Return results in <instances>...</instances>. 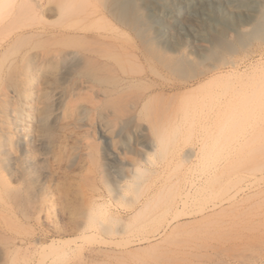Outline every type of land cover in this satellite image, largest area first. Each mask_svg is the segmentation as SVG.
Returning <instances> with one entry per match:
<instances>
[{
  "label": "bare ground",
  "instance_id": "6f19581e",
  "mask_svg": "<svg viewBox=\"0 0 264 264\" xmlns=\"http://www.w3.org/2000/svg\"><path fill=\"white\" fill-rule=\"evenodd\" d=\"M241 51L242 60H233ZM173 78L178 81L170 82ZM246 78L252 86L241 85ZM262 88L264 0H0V264H89L98 256L119 263L159 251L183 233L197 239L210 226L221 232L239 226L243 236L252 228L245 249L233 253L249 249L255 254L260 246L254 264H264V239L260 245L255 240L264 226L260 214L252 216L248 228L240 225L244 215L234 206L188 209L200 195L218 191L215 184L225 178L223 168H210L219 160L205 156L250 157L230 160L238 164L233 180L248 170L251 177L259 172L258 179L244 177L241 182L247 180L248 189L263 193L264 151L257 150L259 145L246 143L244 153L217 152L213 147L219 143L204 144L201 136L203 151L191 145L180 155L209 165L188 169L202 175L170 174L158 188L165 191L121 212L95 195L100 187L90 167L104 174V163L97 159L104 151L99 152L102 139L118 129L125 134L122 142L129 144L128 129L138 114L157 137L149 141L154 160L143 161L155 168L181 130L216 127L219 133L209 135L215 141L229 140L232 130L247 126L263 133ZM173 89L183 90L179 96L206 94L196 109L170 115L171 99L165 105L158 100ZM87 127H96L97 139L82 132ZM167 127L172 134L160 132ZM237 140L233 144L240 147ZM147 153L141 156L147 159ZM132 167L119 173L120 182L106 171L101 178L114 199L137 202L127 194L138 195L151 171ZM173 190L178 197H169ZM49 214L57 217L53 224ZM147 222L159 224L152 235L121 245L120 239ZM98 237L103 246L119 248L71 246L75 239ZM220 238L214 244L217 251L232 242ZM202 246L192 242V252ZM199 255L196 259L206 258Z\"/></svg>",
  "mask_w": 264,
  "mask_h": 264
},
{
  "label": "rangeland",
  "instance_id": "374dc122",
  "mask_svg": "<svg viewBox=\"0 0 264 264\" xmlns=\"http://www.w3.org/2000/svg\"><path fill=\"white\" fill-rule=\"evenodd\" d=\"M243 56H244V53L241 51L236 56H234L233 60H235V61L242 60ZM153 80L155 83H161L162 82L160 79H156V78H153ZM248 80H251V79H247V81ZM175 81L177 82L178 79L173 78L172 81H170V82H175ZM247 81H246V83H242L241 85L248 86L252 82V80L250 82L249 81L247 82ZM253 85H254V83H253ZM262 85L263 84H261V86ZM250 86H252V85H250ZM263 89L264 88H262V92H261L262 98H264ZM182 91L183 90H181V89H173L172 92H171V90L170 91L168 90L167 93H165V96H164V94H161V96L159 97V98L162 97L161 99L164 98L162 100L164 102H162L161 99H159L158 100L159 102L158 101L157 102L160 105H165L166 103L168 104V101L170 102V100H168L170 98L171 102L169 104H171V106H168L169 108H167V111L169 109L168 113H170V110L172 109L173 111H171L170 115H172L173 113H177L176 115L178 116V114L181 113V110H187V109H193L194 110V109H196V105H199L200 102L202 103V101L204 100L205 94H206L204 92L198 91V92H195V93L188 95V96L187 95L186 96H183V95L179 96L182 93ZM166 95H167V97H166ZM171 96H174L175 98H171ZM263 101H264V99H263ZM158 104H157V106H158ZM198 111H200V110H198ZM168 113H167V115H168L167 117H170ZM257 117L261 120L260 116H257ZM137 118H136V120L133 121V123H131V125L129 126V129H128V131L131 134V141L129 142V144L122 142V140H125V136H124L125 134L123 132L119 131L118 129H115L114 131L107 133L108 136L106 135V138L102 139V143L99 146V152H100V148H102L104 151L102 154L101 153L97 154V159L99 157L98 160L101 163H104V170H103L104 174L102 175V173L98 172V170H101V169L93 168V165L92 166L90 165V167H92V169H94L93 175H95V177H93V178H94L96 183H99L98 187H100V189H98V190H100V192L95 193V195L97 197H98V195L99 196L102 195V197L105 198L107 202L109 201L108 203H109V205H111L110 208L112 207L111 208L112 210L115 209L114 212H118V211L121 212L130 206L140 207V206H142L141 203L145 202L146 200L154 199L155 195H157L159 193V191H165V190H160L158 188L160 187V185H162V180L165 177H167L168 175L170 176V174L174 175V176L175 175L181 176V177H195V176L202 175L201 172H192V171H189L188 169L191 167L197 168V169H202V168L207 167L209 165H207V164L203 165L202 163L197 162L196 161L197 158H192L190 162L189 161L187 162L181 157L180 153L189 149L191 145L194 146L193 148H195V149L198 148V149H196L197 151H199V152L203 151V148L200 147L203 140H204V144H206V143L213 144L215 142H218L219 144L215 145L213 147L214 151H217V152H230V151L232 152L233 151V152H243L244 153V152H246L247 149H249L248 147L245 146L246 143H255V144L259 145L257 147V150L264 151V128H263V133L258 132L257 129H253L254 127H250L251 128L250 129L249 126H247V128L242 127L241 130L236 128V129L232 130L231 133L228 132L229 137H230L229 140L224 139L222 141L221 140L215 141L209 135L210 134H216V132L219 133L218 130H216V127H210L208 129V131H204L203 129H201L199 127H196V128L194 127L193 129L181 130V133L185 134V136H183L180 132H178V135L174 138L175 143L170 145V147L168 148L169 155H167L166 157H159L157 165H156L157 168H155V167L150 166L149 164H147L145 162L148 159L154 160V157L152 155V150H150L149 141L150 140H156L157 141V137L154 136L153 131H152V127L150 128L148 120L144 119V117L140 114H138ZM139 120H141V121L139 122ZM263 122H264V119H263ZM167 128L165 130L160 131V132H163V134H165V135L169 134V133L172 134L171 129L169 127H167ZM95 129H96V127H95ZM95 129H94V127H91V128L87 127L88 131L84 130L82 132H86V134L89 133L88 137L91 139H93V138L97 139L98 136H97V133L94 131ZM253 131H254V134H251ZM92 132H94V133L92 134ZM262 134H263V136L260 137ZM201 136L203 137L202 142H201ZM213 137H215V136H213ZM236 137L241 141V142H239L240 144H242L240 147L234 146V144L237 143V141H238ZM145 152H148L146 154L147 159L144 156H141ZM103 156H104V158H103ZM246 157L247 156H245V155H237L234 158L233 157H227V156H218V155L211 156V157L205 156L204 159H214L215 161L219 160L218 161L219 163H215V164L210 163V166H211L210 168H212V166H218L220 168H223L224 171L222 172V174H223L222 176L225 178L222 179L220 183L218 181L217 184H215L218 191H215V193L213 191H211V192L205 193L204 195H200L196 201L190 202V204L188 205L189 206L188 209L193 208L194 211H197V210H200V208L202 206H208V207H212V208L218 207L220 205L222 207L234 206V207H237L238 211L244 215L241 218L243 221L240 223V225L247 226L248 228H250L249 226L252 227V225H251L252 216H257L258 214H260V216H259L260 219L259 218L258 219L263 220L264 219V192L259 194L255 190V188L248 189L246 186L247 180H245L244 182H241L242 181L241 178L251 177L254 175L252 170H248L247 171L248 173H243L240 178H237V180H233V179H235L234 176L236 175V174L234 175L235 171H233V169L238 164L232 163V162H230V160H232V159H237V160L251 159L250 157H248V158H246ZM143 161H145V162H143ZM183 161H184V163H183ZM132 165H134L135 167L143 166L142 168H148L151 171V172H148V176H150V178L148 180H146V183L143 185L141 192L138 193V195H136L135 193H131V192L127 194V196H129V197L134 196L135 201L137 200V202L133 201V202L127 203L122 198L116 200L113 198L110 190H108L105 187V184L103 183L101 178H103V176L105 175V171H106V174L110 175L111 179H114L115 181L120 182L119 173L122 170L127 169V168L132 169L133 168ZM251 165L252 164H248L249 169L252 168V167H250ZM162 168H166V169L167 168H175L178 170H176L174 172L164 170L162 172V170L160 171V169H162ZM155 169H157V173H152V171H154ZM98 175H99V177H98ZM260 175H261V173L257 172L255 177H251V178L252 179L253 178L258 179V177ZM188 180H190V179H188ZM108 181H109V179H108ZM163 182H164V180H163ZM96 183H95V186H96ZM124 183H126V182L122 181L121 184H124ZM241 184H242V186H241ZM244 184H245V186H243ZM101 188L103 189V191ZM89 190H91V189H89ZM241 190L242 191L244 190V191L241 193ZM91 192H94V191L91 190L90 193ZM178 194H179V191H174V193L170 194L171 196L169 195V197L175 198V197H178ZM228 198H230L231 200ZM139 200L142 202H139ZM155 201H157V198L155 199ZM158 203L162 204V202H158ZM49 218H50L49 219L50 223L52 222L51 224H53V220L57 219V217L55 215H50V214H49ZM168 218H170V216H167V218L164 217L162 219L163 223H165V221L168 220ZM253 220H255V219H253ZM49 221H48V219H47V221L45 220V224H44L45 229H47V226L49 225ZM261 223H262V221H261ZM154 224L155 223H153V222H151V223L147 222V223L141 224L133 233L127 234L128 236H125L124 239H120L121 243H122L121 245H123V243L124 244L128 243L129 240L135 239L136 237H137V239L149 237L159 227V224H157V225H154ZM154 226H156V227H154ZM238 227L239 226L228 227L226 229V231L221 232V230L215 229L212 226H210L209 228L206 229V231H205L206 234H202L201 236H198V234L196 232L195 234L198 236L197 239H193L192 234L189 235V234L183 233V234H181V237H179L175 241V243L173 242L172 244H165L163 246V248H161L159 251H155V252L148 254L146 256H143V257H137L135 259H126L124 262L122 261V262L118 263L112 257L111 258L104 257V259H103V256H98L95 260L89 259V264H115V263L116 264H188V262L189 263L193 262V264H208V263L209 264H220V263H222V264H225V263L226 264H246V263L247 264H254V262L256 260L255 259L256 254H258V252H261L263 249H261V247L258 246V250L256 251L255 254L251 250L249 251V249L240 251L239 254H236L237 252H239V250L245 249L243 247V245H245V242L247 241V239L249 240V233H250V236L252 237V234H251L252 228H251V231L249 230V232L247 233V236H246V234H245V236H243L241 233L242 232L245 233V231H241L240 228H238ZM261 228H262V230L260 231L259 235L255 238L258 245H260L264 239V226ZM186 231H188V229H186ZM221 234H223V235H221ZM221 236L222 237L224 236V238H227L229 240L232 239V242L230 240V245L228 244L227 246H224L221 248L218 247L219 251H217L216 250L217 247H214V244H217L216 243L217 240H221V238H220ZM240 237H246V238H240ZM126 238H128V240ZM192 239H193V241H192ZM259 239H260V242H259ZM244 240H246V241L244 242ZM74 242L71 243V246H72V244L74 246L76 243H78V245L83 244V245H85L84 247H87V248L90 246H93V245L94 246H97V245L103 246V242H102L101 238H99V237L94 238V239H90L87 241H83L82 239H75ZM192 242H197L199 246H202V245L203 246L200 249L197 248V251L194 250V252H192V248H191ZM248 243H249V241H248ZM212 244H213V246H211ZM207 246H208V248L211 246L209 248L211 251L207 248ZM230 246L232 247V251L230 250V254H229V248L228 247H230ZM234 246H236V247L233 248ZM237 246H239V248H237ZM103 247H111L114 249L119 248L117 245H110V246L106 245ZM203 247H205L206 249ZM212 249H214L215 251ZM233 250L234 251L238 250V251H236V253L234 252L235 253L234 254ZM212 251H214L215 253H213ZM218 252H220V253L217 256L218 257L217 258L216 255L218 254ZM224 252H225V254H223ZM193 253H196L195 258H194V255H192L193 257L190 256ZM210 253L214 254V256H215V258H213L214 260L213 259L210 260L212 255L207 258V256L210 255ZM198 254H200V255L202 254L205 256H206V254H208L205 258V259H207L206 262L204 261L205 260L204 258H203L204 260L200 259V258H199V260L196 259L198 257ZM241 254L245 258L244 257L241 258L242 257ZM205 256H202V257H205ZM214 256H212V257H214ZM230 256H231V258H230ZM174 257H175V259H173ZM190 257H192V258H190ZM236 258H237V260H236ZM176 259H178V260H176ZM181 260H183V261H181ZM208 260L209 261L213 260V262H209ZM247 260H248V262H247Z\"/></svg>",
  "mask_w": 264,
  "mask_h": 264
}]
</instances>
